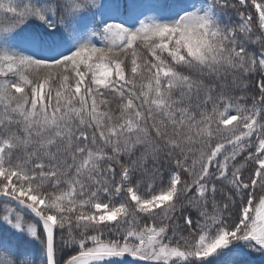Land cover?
I'll return each mask as SVG.
<instances>
[{
    "label": "snow or ice",
    "instance_id": "6c2138e0",
    "mask_svg": "<svg viewBox=\"0 0 264 264\" xmlns=\"http://www.w3.org/2000/svg\"><path fill=\"white\" fill-rule=\"evenodd\" d=\"M0 264H264V0H0Z\"/></svg>",
    "mask_w": 264,
    "mask_h": 264
}]
</instances>
